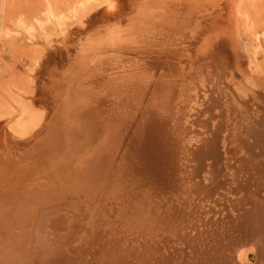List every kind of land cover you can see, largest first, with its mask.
<instances>
[{"label":"rangeland","instance_id":"1","mask_svg":"<svg viewBox=\"0 0 264 264\" xmlns=\"http://www.w3.org/2000/svg\"><path fill=\"white\" fill-rule=\"evenodd\" d=\"M87 1L0 0V228L16 208L29 219L9 241L8 230L0 233L2 264H240L241 249L249 251L241 264H264L256 233L264 227L257 217L264 214V52L254 59L236 1ZM255 8L264 18V0L243 4L244 12ZM158 92L167 97L160 101ZM156 104L166 106L161 114ZM223 111L235 139H226V128L214 165L195 157ZM225 142L234 143L230 153ZM246 177L254 181L250 191ZM60 220L66 224L57 242L50 229ZM241 225L245 246L237 248L229 235ZM219 229L228 231L224 238ZM29 239L34 247L20 252ZM231 245L237 252L225 251Z\"/></svg>","mask_w":264,"mask_h":264},{"label":"bare ground","instance_id":"2","mask_svg":"<svg viewBox=\"0 0 264 264\" xmlns=\"http://www.w3.org/2000/svg\"><path fill=\"white\" fill-rule=\"evenodd\" d=\"M90 1H92V0H88L87 1V4L88 3H90ZM183 1V0H182ZM198 1V0H197ZM234 1H236V2H234V5H235V11H236V13H235V16L237 17V18H240V20H241V24H242V28H243V30H244V32L246 33V34H248L252 39H253V41H254V44H253V48H252V54H253V56H254V59L255 60H257L262 54H263V52H264V46H263V39H264V18H263V15H262V13L260 12V11H258V9H253L252 11H245L244 12V9H243V4H244V2L246 1V0H234ZM143 2V1H142ZM171 2V1H170ZM196 2V1H195ZM232 2V1H231ZM194 3V2H193ZM200 4V3H199ZM233 3H231V5H232ZM172 5V4H171ZM190 5H192V4H190ZM230 5V6H231ZM178 6V5H177ZM193 6V5H192ZM168 8H169V6H168ZM173 8V7H172ZM177 8H180V7H177ZM227 9H228V7H227ZM48 10V9H47ZM50 10V9H49ZM48 10V11H49ZM173 10V9H172ZM53 11V10H52ZM168 11V10H167ZM174 11H175V9H174ZM163 12V11H162ZM173 12V11H172ZM171 12V13H172ZM170 14V13H169ZM179 15V14H178ZM55 16V15H54ZM164 16V15H163ZM171 16V15H170ZM164 18V17H163ZM170 18V17H169ZM166 19V18H165ZM159 20H160V18H159ZM162 21H163V19H161ZM160 20V21H161ZM169 20H171V19H169ZM179 19H177V20H175V21H178ZM173 21V20H172ZM174 21V22H175ZM183 21V20H182ZM159 24H160V22L159 21H157ZM150 24H151V22H149ZM155 23H156V21H155ZM163 23V22H162ZM166 23H167V21H166ZM181 24V23H180ZM179 24V25H180ZM187 24V23H186ZM145 25H147V24H145ZM164 25V24H163ZM173 25V24H172ZM182 25V24H181ZM180 25V26H181ZM165 26V25H164ZM169 26H170V24H169ZM177 26V25H176ZM183 27V26H182ZM180 28V27H179ZM188 28V27H187ZM176 29H178V28H176ZM167 30V29H166ZM110 31H111V29H110ZM113 31L115 32V30L113 29ZM180 31V30H179ZM185 31H186V29H185ZM183 31L181 30V33H182ZM180 33V34H181ZM174 34V33H173ZM163 35H166V34H162L161 36H163ZM150 36V35H149ZM177 36V35H176ZM184 36V35H183ZM163 38V37H162ZM187 38V37H186ZM173 39V38H172ZM179 39V38H178ZM174 40V39H173ZM178 42V41H177ZM157 43V42H156ZM173 43V42H172ZM92 44V43H91ZM126 44V43H125ZM134 44V43H133ZM173 44H175V42L173 43ZM172 44V45H173ZM178 44H180V43H178ZM137 45V44H136ZM159 45V44H158ZM161 45H163V47L165 46L164 45V42L163 41H161ZM177 45V44H176ZM183 45V44H182ZM98 46V45H97ZM129 46V45H128ZM90 47V46H89ZM132 47V46H131ZM135 47H137V46H135ZM180 47H183V46H180ZM189 47V46H188ZM138 48V47H137ZM145 49H146V47H144ZM161 48V47H160ZM173 48H174V46H173ZM120 49V48H119ZM129 49V48H128ZM133 49V48H132ZM163 49V48H162ZM170 49V48H169ZM181 50H183L182 48H180ZM185 49H187V48H185ZM123 50H125V49H123ZM126 50H127V48H126ZM125 50V51H126ZM136 50V49H135ZM174 50V52H177V51H175L176 49H173ZM172 50V51H173ZM166 51H168V50H166ZM170 51V50H169ZM168 51V52H169ZM83 52H85V51H83ZM130 52H133V51H130ZM140 52V51H139ZM142 52H143V50H142ZM148 52V51H147ZM182 52V51H181ZM181 52L179 53V54H181ZM136 53V52H135ZM170 53H171V51H170ZM185 53V52H184ZM84 54V53H83ZM97 54V53H96ZM138 54V53H137ZM145 54V53H144ZM175 54H178V52L177 53H175ZM85 55V54H84ZM94 55H95V53H94ZM93 55V56H94ZM129 55V54H128ZM133 55V54H132ZM135 55V54H134ZM142 55V54H141ZM159 55V54H158ZM83 56V55H82ZM109 56V55H108ZM182 56V55H181ZM184 56V55H183ZM159 57V56H158ZM92 58V57H91ZM166 58V57H165ZM126 59V58H125ZM157 59V58H156ZM168 59H170V58H168ZM163 60V59H162ZM171 60V59H170ZM147 61V60H146ZM176 61V60H175ZM159 63V62H158ZM166 63V62H165ZM168 63V62H167ZM171 63V62H170ZM175 63V62H174ZM102 64V63H101ZM118 64V63H117ZM143 64V63H142ZM147 64V63H146ZM150 65H152V64H150L149 63V65H147V67H149ZM166 65V64H165ZM155 66L157 67V65L155 64ZM172 66V65H171ZM175 66V65H174ZM150 67H152V66H150ZM150 67L147 69V70H149L150 69ZM183 67V66H182ZM155 68V67H154ZM153 68V69H154ZM177 68V67H176ZM84 70V69H83ZM132 69H130V71H131ZM138 70V69H137ZM147 70H143V69H141V70H139V72L142 74L143 73V71L145 72V74L146 73H148L149 75L150 74H152V73H150V72H146ZM155 71H156V69H154ZM163 70V69H162ZM102 71V70H101ZM107 71V70H106ZM129 71V72H130ZM150 71V70H149ZM154 71V72H155ZM159 71H160V69H159ZM159 71H157L158 73L157 74H159ZM175 71V70H174ZM177 71H179V70H177ZM177 71H175L176 73H179V72H177ZM96 72V71H95ZM100 72V71H99ZM117 72V71H116ZM113 73H115L114 72V70H113ZM170 73V72H169ZM176 73H173L174 75L176 74ZM183 73H184V71H183ZM77 74V73H76ZM75 74V75H76ZM116 74H118V72L116 73ZM120 74V73H119ZM125 74V73H124ZM123 74V75H124ZM128 74V73H127ZM133 74V73H132ZM135 74V73H134ZM137 74V73H136ZM173 74H171V75H173ZM180 74H182V72H180ZM195 74V73H194ZM104 75V74H103ZM164 75V74H163ZM183 75V74H182ZM96 76V75H95ZM108 76V75H107ZM125 76V75H124ZM132 76V75H131ZM131 76H129V77H131ZM151 76V75H150ZM193 76H195V75H193ZM197 76V75H196ZM105 77V76H104ZM129 77H128V79H129ZM133 77V76H132ZM144 77H146V75H144ZM154 77H156V76H154ZM159 77V76H158ZM164 77H167V76H164ZM107 78V77H106ZM105 78V79H106ZM115 78V77H114ZM125 78V77H124ZM126 78H127V76H126ZM136 78H137V76H136ZM135 78V79H136ZM153 78V77H152ZM217 78V77H216ZM101 79H103V78H101ZM213 79V78H212ZM254 79V78H253ZM97 80V79H96ZM124 80V79H123ZM151 81V79H150V77H146L145 78V81ZM176 80V79H175ZM181 80H183V78L181 79ZM218 80V79H217ZM216 80V81H217ZM250 80V79H249ZM137 81V80H136ZM153 81V80H152ZM209 81V80H208ZM219 81V80H218ZM94 82V81H93ZM124 82H125V80H124ZM160 82V81H159ZM171 82L172 81H170V84H171ZM173 82H174V80H173ZM176 82H177V80H176ZM175 82V83H176ZM178 82H179V80H178ZM177 82V83H178ZM107 84H108V82H106ZM147 82H145L144 84H141L142 85V87L145 89V86H146V88H149L147 85H145ZM209 83V82H208ZM220 83H222V82H220ZM247 83V82H246ZM103 84V83H102ZM105 84V83H104ZM103 84V85H104ZM122 84V83H121ZM127 84H128V82H127ZM139 84V83H138ZM154 84V83H153ZM165 85H166V83H164ZM200 84V83H199ZM117 86H119V87H121V86H123V85H118V84H116ZM116 85H114V83H113V86H116ZM164 85V87L165 88H167L166 86ZM185 85V84H184ZM112 86V85H111ZM130 86V85H129ZM131 86H133V85H131ZM149 86H150V84H149ZM173 86V85H172ZM199 86V85H198ZM139 87V86H138ZM142 87L141 88H139L141 91H144L143 93H145L146 91L145 90H147L148 91V89H145V90H143L142 89ZM155 87V86H154ZM161 87V86H160ZM170 87V86H169ZM169 87H168V89H169ZM175 87V86H174ZM202 87V86H201ZM214 87H218V86H214ZM95 88V87H94ZM112 88V87H111ZM111 88H109L110 90H111ZM124 88V87H123ZM156 89H158L157 87H155ZM155 88H153L152 87V89H155ZM162 88V87H161ZM165 88H162V89H164L165 90ZM185 88V87H184ZM195 88V87H194ZM206 88V87H205ZM221 88V87H220ZM105 89V88H104ZM113 89V88H112ZM114 89H116V88H114ZM114 89H113V92H114ZM132 89V88H131ZM167 89V90H168ZM173 89V88H172ZM181 89V88H180ZM186 89V88H185ZM212 89V88H211ZM217 89V88H216ZM215 89V90H216ZM90 90V89H89ZM106 90V89H105ZM118 90H120L119 88H118ZM124 90H126V89H124ZM160 89H158V91H159ZM173 90H175V89H173ZM183 90V89H182ZM201 90V89H200ZM219 90V89H218ZM218 90H216V91H218ZM264 90V89H263ZM103 91V90H102ZM132 91V90H131ZM133 91H134V88H133ZM153 91V90H152ZM177 91V90H176ZM204 91V90H203ZM206 91V90H205ZM92 92V91H91ZM125 92V91H124ZM127 92V91H126ZM139 92V91H138ZM209 92H210V90H209ZM104 93V92H103ZM135 93H137V91H135ZM140 93V92H139ZM149 93H151L152 94V92L151 91H149ZM158 93H160V92H158ZM158 93H155V95L156 94H158ZM163 93V92H162ZM162 93H160V94H158L159 96H157V98H162V96H165V95H162ZM164 93H166L167 94V92H164ZM218 93V92H217ZM110 94V93H109ZM108 94V95H109ZM141 94H142V92H141ZM140 94V95H141ZM145 94H148V93H145ZM181 94H182V92H181ZM213 94V93H212ZM102 95V94H101ZM115 95V94H114ZM113 95V96H114ZM136 94H134V96H135ZM139 95V96H140ZM143 95V94H142ZM141 95V97H143ZM174 95V94H173ZM173 95H169V96H173ZM117 96H119V95H117ZM129 96V95H128ZM131 96L133 97V94H131ZM146 96V95H145ZM156 96H154V97H156ZM176 96V95H175ZM189 96H190V94H189ZM201 96V95H200ZM209 96V98H213L214 96H212V95H208ZM211 96V97H210ZM122 98H123V96H121ZM137 97H138V95L136 96V98H133V100H135V99H137ZM150 97H152V95L150 96ZM150 97H148L147 99H150L151 100V98ZM167 97V96H166ZM165 97V98H166ZM205 97H206V95H205ZM204 97V98H205ZM216 97V96H215ZM124 98H126V97H124ZM129 98H131V97H128V98H126L127 100L129 99ZM146 98V97H145ZM153 98V97H152ZM165 98H163V99H159L160 101H162V100H164ZM173 98H175V97H173ZM190 98H192V97H190ZM207 98V97H206ZM211 98V99H212ZM106 99H109L108 97L106 98ZM156 99V98H155ZM176 99V98H175ZM174 99V100H175ZM193 99H194V97H193ZM208 99V98H207ZM121 100V99H120ZM126 100V101H127ZM171 100V101H170ZM173 100V101H174ZM177 100V99H176ZM210 99H208V101H209ZM212 100H214V98L212 99ZM212 100H210V101H212ZM116 101V100H115ZM114 101V102H115ZM121 101H125V99L123 100H121ZM120 101V102H121ZM142 101V100H141ZM149 101V100H148ZM152 101H153V99H152ZM169 101H170V104H171V102H172V99L171 98H169ZM183 101V100H182ZM208 101H206V102H208ZM102 102V101H101ZM113 102V103H114ZM128 102V101H127ZM129 102H130V99H129ZM157 102V101H156ZM165 102V104H166V106H167V103L168 102H166V101H163V102H159V103H164ZM181 102V101H180ZM203 102V101H202ZM205 102V103H206ZM213 102V101H212ZM220 102H222V100L220 101ZM138 103V102H137ZM148 103V102H147ZM214 103V102H213ZM126 104V103H125ZM130 104V103H129ZM133 104H134V101H133ZM149 104V103H148ZM169 104V103H168ZM181 104H183V102H181L180 104H179V107H180V105ZM185 104V103H184ZM207 104V105H206ZM206 104H202V105H206V107L208 106L209 108H211L210 106L212 105H208V104H210L209 102L208 103H206ZM221 103H219V100H218V103H216V105H220ZM223 104V103H222ZM221 104V105H222ZM114 105V104H113ZM116 105V104H115ZM128 105V104H127ZM157 105V104H156ZM173 105V104H172ZM118 106V105H117ZM132 106V105H131ZM137 106V105H136ZM166 106H164L165 108H166ZM181 106H183V105H181ZM164 107H162L161 106V104L158 106L157 105V109H155V110H157V111H159V113H160V111L162 112L165 108ZM178 107V106H177ZM189 107V106H188ZM101 108H103V107H101ZM106 108V107H105ZM113 108H117V107H113ZM124 108V107H123ZM161 108H163L162 110H161ZM167 108H169L168 109V111L169 110H174V108L172 109L171 107H168L167 106ZM224 108V107H223ZM122 109V108H121ZM130 109V108H129ZM179 109V108H178ZM222 109V108H221ZM119 110H120V107H119ZM125 110V109H124ZM145 110V109H144ZM149 110V109H148ZM147 110V111H148ZM223 110V109H222ZM127 111H125V114H127L126 113ZM176 112V111H175ZM207 112H208V108H207ZM210 112V111H209ZM208 112V114H207V116L209 117V115H210V113ZM102 113V112H101ZM144 113V112H143ZM152 113V112H151ZM157 113V112H156ZM187 113H188V111H187ZM224 111H223V117L221 116L219 119V127L218 126H216V127H218V130L216 131V133H213V138H210V139H212L211 141H210V139H208V141H210V142H208L207 141V143L205 144V145H207L204 149H202L201 150V154L199 153H197L198 155H200V156H198V157H195V158H197V159H202V158H204V157H206L207 159H209V160H211L212 159V161H213V163H214V165H216V164H219V158H220V156L222 157V155H223V153H220V150L222 149V150H224V148L222 147V144H221V140H222V137H223V134H224V131L226 130V128H227V125H229V124H226L227 122H225L224 121V124H223V120H224ZM161 114V113H160ZM159 114V115H160ZM165 114H167V113H165ZM178 114H180V113H178ZM189 114V113H188ZM26 115V114H25ZM176 115V114H175ZM28 116V115H27ZM26 116V117H27ZM122 116V115H121ZM135 116V115H134ZM164 116L165 115H162V118H164ZM206 116V115H205ZM213 116V115H212ZM25 117V116H24ZM99 117V116H98ZM103 117H104V115H103ZM123 117H125V115H123ZM130 117V116H129ZM157 117V116H156ZM156 117H154L155 119H156ZM169 117H170V115H169ZM168 117V118H169ZM175 117V116H174ZM186 117H188V116H186ZM29 118V117H28ZM126 118H127V116H126ZM126 118H125V120H126ZM148 118H150L151 119V117H148ZM195 118H196V116H195ZM128 119V118H127ZM158 119H160L159 117L157 118V120L156 121H158ZM200 119V118H199ZM205 119V118H204ZM27 120V119H26ZM122 120V119H121ZM124 120V118H123V121H125ZM129 120V119H128ZM127 120V121H128ZM132 120V119H131ZM146 120V119H145ZM133 121V120H132ZM160 121V120H159ZM166 121V120H165ZM173 121V120H172ZM171 121V122H172ZM179 121V120H178ZM122 122V121H121ZM129 122H130V120H129ZM143 122V120L141 121V123ZM149 122V121H148ZM161 122H162V120H161ZM161 122H159L158 124H160ZM120 123V122H119ZM126 123V122H125ZM145 123V122H144ZM170 122H168V123H166V126H167V124H169ZM212 123V122H211ZM214 123V122H213ZM39 124H40V122H39ZM38 124V125H39ZM158 124H157V126H158ZM170 124H172V123H170ZM169 124V125H170ZM175 124H176V122H175ZM128 125V124H127ZM137 125H138V123H137ZM140 125V124H139ZM143 126H144V124H142ZM153 125L155 126V124L153 123ZM165 125V124H164ZM164 125H162L163 127H164ZM215 125V124H214ZM118 126H121L120 124L118 125ZM125 126V125H124ZM123 126V127H124ZM131 126V125H130ZM145 126H146V124H145ZM148 126H149V124H148ZM161 125H160V127H162ZM183 126V125H182ZM126 127H128V126H126ZM142 127V126H141ZM147 127V126H146ZM169 127V126H168ZM175 127V126H174ZM173 127V128H174ZM180 127V126H179ZM215 127V128H216ZM118 128V127H117ZM159 128V127H158ZM170 128V127H169ZM178 128V127H177ZM208 128V127H207ZM214 128V127H213ZM123 129V128H122ZM138 128H136V130H137ZM145 129V128H144ZM143 128L141 129V132H142V130H144ZM152 129H155V127H153ZM152 129H150V130H152ZM210 129V128H209ZM208 129V130H209ZM212 129V128H211ZM217 129V128H216ZM224 129V130H223ZM120 130H121V128H120ZM129 130V129H128ZM182 130V129H181ZM230 130H231V126H229V129L227 128V137H226V139L227 138H229V142L230 141H232V139L234 140L235 138H233L232 136V134H234V132L232 131V132H230ZM122 131V130H121ZM134 131V130H133ZM138 131V130H137ZM155 131V130H154ZM161 131V130H160ZM124 132H126L125 130H124ZM135 132V131H134ZM133 132V133H134ZM149 132V131H148ZM162 132V131H161ZM114 133H115V131H114ZM120 133H123V132H120ZM127 134H128V132H126ZM136 133V132H135ZM140 133V132H139ZM144 133V132H143ZM150 133H152V132H150ZM160 133V132H159ZM166 133V132H165ZM209 133H210V131H209ZM124 134V133H123ZM207 134V133H206ZM211 134V133H210ZM136 135V134H135ZM135 135H132V136H134V138H136V136ZM142 135V134H141ZM184 135V134H183ZM212 135V134H211ZM210 135V136H211ZM115 136V135H114ZM143 136V135H142ZM154 136V135H153ZM185 136V135H184ZM197 136V135H196ZM209 136V137H210ZM121 137V136H120ZM123 137H125V135L123 136ZM148 137V136H147ZM208 137V138H209ZM112 138V137H111ZM130 138H132V137H129V139ZM167 138V137H166ZM232 138V139H231ZM144 139V138H143ZM192 139V138H191ZM224 139H225V137H224ZM135 140V139H134ZM203 140V139H202ZM92 141V140H91ZM138 141H140V140H138ZM137 141V142H138ZM169 141V140H168ZM223 141V140H222ZM127 142V141H126ZM131 142V141H130ZM143 142V141H142ZM232 142H234V141H232ZM141 143V142H140ZM231 143V142H230ZM230 143H226L225 142V145H230ZM134 145H135V143H133ZM137 144V143H136ZM199 144V143H198ZM197 144V145H198ZM234 143H232V145H233ZM138 145V144H137ZM140 145H142V144H140ZM149 145V144H148ZM224 145V146H225ZM226 146L227 148H226V150L227 151H229V153H230V151H232L231 150V146L232 145H230V147L229 146ZM39 146V145H38ZM172 146V145H171ZM136 147V146H135ZM199 148V147H198ZM120 149V148H119ZM134 149V148H133ZM142 149V148H141ZM127 150V149H126ZM148 150H150V149H148ZM182 152H183V150H181ZM121 152V151H120ZM143 152V151H142ZM173 151H172V149H171V153H172ZM197 152H199V151H197ZM122 153V152H121ZM164 153H166V152H164ZM118 154V153H117ZM167 154V153H166ZM165 154V155H166ZM196 154V153H195ZM126 155V154H125ZM168 155H169V152H168ZM186 155H187V153H186ZM127 156H128V154H127ZM131 156V155H130ZM195 156V155H194ZM197 156V155H196ZM114 157V156H113ZM125 158V157H124ZM133 159V158H132ZM223 159V158H222ZM181 160V159H180ZM126 161V160H125ZM197 161V160H196ZM124 162V161H123ZM182 162V161H181ZM124 163H126V162H124ZM130 163V162H129ZM162 163V162H161ZM112 164V163H111ZM148 164V163H147ZM150 164V163H149ZM157 164V163H156ZM190 164V163H189ZM115 165V164H114ZM160 165V164H159ZM163 165L164 166H166V164H164L163 163ZM162 165V166H163ZM182 165V164H181ZM220 165H221V162H220ZM117 166V165H116ZM115 166V167H116ZM163 166V167H164ZM122 168V167H121ZM149 168V167H148ZM182 169H184L183 167H182ZM145 170V169H144ZM165 170V169H164ZM185 170V169H184ZM155 171V170H154ZM168 171V170H167ZM170 171V170H169ZM168 171V172H169ZM161 172V171H160ZM242 172V171H241ZM116 173V172H115ZM178 173V172H177ZM247 173V172H246ZM97 174V173H96ZM124 174V173H123ZM240 174V173H239ZM242 174V173H241ZM133 175V174H132ZM138 175V174H137ZM151 175V174H150ZM244 176H245V173L243 174ZM239 176H241V175H239ZM151 177V176H150ZM189 177V176H188ZM247 177H248V175H247ZM246 177V178H247ZM134 178V177H133ZM243 179H244V177H242ZM245 178V179H246ZM249 178V177H248ZM246 179L247 181L249 180V179ZM137 179V178H136ZM239 179H240V177H239ZM184 180V179H183ZM252 179H250V181H251ZM240 181H241V179H240ZM243 181V180H242ZM246 181V182H247ZM251 182H254L253 180L251 181ZM251 182H249L248 181V183H249V188H248V191H250L249 189H251V188H253L254 187V185H253V183H251ZM244 183V182H243ZM251 183V184H250ZM247 184V183H246ZM214 185V184H213ZM216 185V184H215ZM66 187V186H65ZM88 188V187H87ZM202 188V187H201ZM180 189V188H179ZM192 189H194V188H192ZM189 190H190V188H189ZM211 190V189H210ZM232 190V189H231ZM224 191V190H223ZM64 192V191H63ZM228 192V191H227ZM233 192V191H232ZM60 193H62V192H60ZM72 193V192H71ZM105 193V192H104ZM202 193V192H201ZM209 193V192H208ZM238 193V192H237ZM88 194V193H87ZM190 194V193H189ZM188 194V195H189ZM207 194V193H206ZM205 194V195H206ZM63 195V194H62ZM66 195V194H65ZM200 196H202V195H200ZM207 196V195H206ZM208 196H211V195H208ZM92 197V196H91ZM90 197V198H91ZM181 197V196H180ZM191 198V197H190ZM196 198V197H195ZM202 198V197H201ZM207 198V197H206ZM63 199V198H62ZM185 199V198H184ZM208 199V198H207ZM214 199V198H213ZM199 200V199H198ZM65 201V200H64ZM205 201V200H204ZM50 202V201H49ZM66 202V201H65ZM65 202H63V203H65ZM111 202V201H110ZM215 202V201H214ZM62 203V204H63ZM37 204H39V202L37 203ZM37 204H35V205H37ZM60 204V203H59ZM61 204V205H62ZM91 204V203H90ZM203 204H204V202H203ZM218 204V203H217ZM236 204V203H235ZM47 205V204H46ZM223 204H221V206H222ZM30 206H31V204H30ZM42 206V205H41ZM60 206V205H59ZM66 206V205H65ZM192 206V205H191ZM35 207V206H34ZM43 207V206H42ZM41 207V208H42ZM138 207V206H137ZM189 207V206H188ZM53 208V207H52ZM66 208V207H65ZM67 208H69V207H67ZM17 209V208H16ZM14 210L13 212V214H12V217L10 216L8 219H7V222H6V219L5 220H3L2 222H4V225H2L1 227H3L4 228V230L3 229H1L0 231H3V232H0V233H4L3 235H5L6 234V232H7V234L9 235L8 236V241H9V238H11V237H15L16 235H17V233H18V230H23L24 228H26L28 225H29V223H27L28 221H27V219L28 218H23V216L21 215V209H17V210ZM35 209V208H34ZM57 209V208H56ZM28 211V209H24L23 211ZM51 210V209H50ZM70 210H71V208H70ZM69 210V211H70ZM239 210V209H238ZM26 211V212H27ZM47 211V210H46ZM147 211V210H146ZM36 212V211H35ZM34 212V213H35ZM45 212V211H44ZM145 212V211H144ZM71 213H73L72 211H71ZM141 213V212H140ZM253 214V213H252ZM251 214V215H252ZM26 215V214H25ZM212 215V214H211ZM28 216V215H27ZM58 216V215H57ZM26 217V216H25ZM33 217V216H32ZM228 217H229V215H228ZM256 217V216H255ZM257 217L259 218V219H261L262 217H263V219H264V214H258L257 213ZM256 217V218H257ZM29 218H31V217H29ZM230 218L231 217H229V221H231L230 220ZM10 219V222H11V225L10 224H8V220ZM199 219V218H198ZM201 219V218H200ZM238 219V218H237ZM29 220V219H28ZM52 220V219H51ZM222 220V219H221ZM227 220V219H226ZM225 220V221H226ZM245 218H244V224H245ZM32 221H33V224L32 225H34V219H32ZM201 221V220H200ZM220 221V220H219ZM223 221V220H222ZM253 221H256L257 222V220H255V219H252L251 220V223L253 222ZM5 222H6V224H5ZM29 222H31V221H29ZM32 223V222H31ZM215 223V222H214ZM214 223H212V224H214ZM219 223V222H218ZM228 223V222H227ZM247 223H249V222H247ZM36 224V223H35ZM66 224V223H65ZM65 224H64V222H63V220H60V221H57V222H54V223H52V226H51V229H50V231H51V238L52 239H59V238H61V232L65 229ZM223 224H224V222H223ZM240 224V223H239ZM243 224V223H242ZM31 225V226H32ZM178 225V224H177ZM225 225V224H224ZM234 224H232L231 225V223H230V225L228 226L230 229L231 228H233L232 226H233ZM250 225V224H249ZM176 226V225H175ZM216 226H218V225H216ZM215 226V227H216ZM221 226V225H220ZM236 226H239V225H236ZM174 227V226H173ZM224 227H221V230L223 229ZM49 229V228H48ZM68 229V228H67ZM217 229V228H216ZM225 229V228H224ZM227 229V228H226ZM240 229V230H239ZM238 229V231H237V234L235 235V233H232V234H230L229 235V238L230 239H233V238H235L234 239V241L231 243V244H236L235 246L237 247V248H241V246H240V244L242 243L241 241L242 240H244V239H242V238H240L239 236H240V234H241V232L242 233H245V228L243 227V225H241L240 226V228ZM6 230H8V231H6ZM107 230V229H106ZM233 230H235V229H233ZM237 230V229H236ZM6 231V232H5ZM46 231V230H45ZM217 231V230H216ZM216 231H214V234H216L215 232ZM226 231V230H225ZM257 232L256 233H258L257 235H259V237H262V238H260L261 240H263L262 242H264V233H263V231H264V227L262 226V227H259L258 228V230H256ZM104 232V231H103ZM217 232H223V231H220V229H219V231H217ZM226 232H228V231H226ZM226 232H223V233H226ZM48 233V232H47ZM221 233H219V234H221ZM222 233V234H223ZM7 234L5 235V237L7 236ZM1 235V234H0ZM26 235V234H25ZM225 234H223V235H220L221 237H223ZM243 235V234H242ZM246 235V234H245ZM254 235V234H253ZM50 236V235H49ZM48 236V237H49ZM62 236H63V234H62ZM215 236V235H214ZM217 236V235H216ZM220 236L218 235L217 236V238L219 237V239H222V238H220ZM226 236V235H225ZM224 236V237H225ZM223 237V238H224ZM241 237H243V236H241ZM249 237H251V235L249 236ZM2 238V235H1V237H0V239ZM6 239V238H5ZM12 239V238H11ZM50 239V238H49ZM62 239H63V237H62ZM97 239V238H96ZM229 239V240H230ZM1 240H3V239H1ZM36 239H34L32 242H30V239L27 241V242H25V245H24V243H20L21 244V247H20V252H25L26 250H27V248H30V249H32L34 246V241H35ZM51 240V239H50ZM101 240V239H100ZM246 240V239H245ZM55 241H60V239L59 240H55ZM195 241V240H194ZM216 241V240H215ZM224 240L222 239V245H223V242ZM5 242H6V240H5ZM29 242V243H28ZM227 242H228V240H227ZM229 242H231V240L229 241ZM245 242H247V241H245ZM32 243H33V245H32ZM39 243V242H38ZM48 243V242H47ZM92 243V242H91ZM192 243V242H191ZM247 243H249V242H247ZM251 243V242H250ZM0 244H3V243H0ZM18 244H19V242H18ZM19 244V245H20ZM40 244V243H39ZM44 244V243H43ZM55 244V243H54ZM82 244V243H81ZM203 245L205 244V243H202ZM12 245V244H11ZM16 245V244H15ZM18 245V246H19ZM38 245V244H37ZM53 245V244H52ZM57 245V244H56ZM64 245V244H63ZM80 245V244H79ZM242 245L243 246H245V243L243 242L242 243ZM33 246V247H32ZM55 246V245H54ZM200 246H201V243H200ZM221 246V244H219V247ZM234 245H231V246H229V247H231L230 249H225V251H229V250H231L232 249V247H233ZM242 246V247H243ZM249 246V245H248ZM32 247V248H31ZM50 247V246H49ZM218 247V248H219ZM222 247V246H221ZM236 247H235V250H236ZM19 248V247H18ZM65 248V247H64ZM81 248V247H80ZM205 246H204V249L203 250H205ZM208 248V247H207ZM17 249V248H16ZM23 249H25V250H23ZM30 249H28V251L30 250ZM100 249V248H99ZM131 249V248H130ZM222 249V248H221ZM220 249V250H221ZM234 249V248H233ZM232 249V250H233ZM262 249V248H261ZM34 250V249H33ZM74 250V249H73ZM101 250V249H100ZM99 250V251H100ZM171 250V249H170ZM223 250V249H222ZM235 250H233V251H235ZM264 249H262V252H264L263 251ZM60 251V250H59ZM224 251V250H223ZM248 251V250H247ZM247 251H245V250H239L238 252H239V254H238V260H239V262H240V264L241 263H243L244 261H245V259H246V257H247ZM17 252V251H16ZM19 252V253H20ZM23 252V253H24ZM96 252H97V250H96ZM164 252H167V251H164ZM217 252H219V250H217ZM235 252H237V250L235 251ZM249 252V251H248ZM262 252H261V254H262ZM56 253V252H55ZM60 253V252H59ZM224 253V252H223ZM228 253V252H227ZM232 254H234L233 252H231ZM31 254H33V251H32V253ZM219 254V253H218ZM9 255H10V253H9ZM42 255V254H41ZM99 255V254H98ZM26 256H28V255H26ZM30 256V255H29ZM89 256V255H88ZM92 256H93V258L96 256V254H95V256L92 254ZM222 256H224L223 254H222ZM230 257H231V255H229ZM236 256V255H235ZM262 256V255H261ZM133 257V256H132ZM136 258V257H135ZM217 258H219V257H217ZM221 258V257H220ZM229 258V257H228ZM236 258H237V256H236ZM223 259H224V257H223ZM223 259H222V261H223ZM190 260V259H189ZM234 260V259H233ZM5 261V260H4ZM4 261H2V259H1V261H0V264H2ZM7 259H6V262L5 263H7ZM36 261V260H35ZM88 261V260H87ZM91 260H89V262H90ZM98 261V260H97ZM175 261V260H174ZM174 261H171L173 264H174ZM191 261V260H190ZM199 261V260H198ZM216 261V260H215ZM214 261V262H215ZM229 261V260H228ZM262 261V260H261ZM42 262V261H41ZM60 262V261H59ZM99 262V261H98ZM101 262V261H100ZM99 262V263H100ZM104 261H102L101 263H103ZM200 262H202V261H200ZM68 263V262H67ZM80 263H82V262H80ZM167 263V262H166ZM172 263H170V264H172ZM175 263H177L178 264V262H175ZM262 263H263V261H262ZM43 264V263H42ZM89 264V263H88ZM104 264H105V262H104ZM143 264V263H142ZM147 264V263H146ZM154 264H156V263H154ZM164 264V263H163ZM180 264V263H179ZM203 264V263H202ZM219 264H220V262H219ZM224 264V263H223ZM237 264V263H236Z\"/></svg>","mask_w":264,"mask_h":264}]
</instances>
